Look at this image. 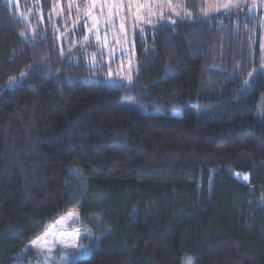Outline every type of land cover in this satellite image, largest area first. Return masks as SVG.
<instances>
[{"label":"trees","instance_id":"1","mask_svg":"<svg viewBox=\"0 0 264 264\" xmlns=\"http://www.w3.org/2000/svg\"><path fill=\"white\" fill-rule=\"evenodd\" d=\"M87 1L0 0V264L71 210L92 236L64 264H264L262 8L181 0L128 82Z\"/></svg>","mask_w":264,"mask_h":264},{"label":"rangeland","instance_id":"2","mask_svg":"<svg viewBox=\"0 0 264 264\" xmlns=\"http://www.w3.org/2000/svg\"><path fill=\"white\" fill-rule=\"evenodd\" d=\"M206 1L204 16L246 6L253 10L261 7L264 17V0ZM186 15L181 0H88L82 9L79 8L76 21L84 23L88 36L94 39L96 50L92 55L96 63L103 61L110 67L109 78L131 82L138 69L134 32L138 30L145 33L161 26L174 25L179 17ZM262 49L264 55V42ZM256 118L264 120L263 107ZM237 177L244 183L250 182L246 174L239 173ZM45 233L50 234L45 236ZM62 233L66 235L61 236ZM73 233L76 234L78 247H65V243L73 241ZM91 236L88 226L81 222L80 212L68 211L49 222L47 228L17 255L15 264H64L73 256L88 251L84 240ZM190 262L193 264L192 260Z\"/></svg>","mask_w":264,"mask_h":264},{"label":"snow or ice","instance_id":"3","mask_svg":"<svg viewBox=\"0 0 264 264\" xmlns=\"http://www.w3.org/2000/svg\"><path fill=\"white\" fill-rule=\"evenodd\" d=\"M50 233H45V236H47V235H49ZM61 236H64V235H66V234H60ZM75 233H73V241L70 243V244H68V243H65V247H73V248H76V247H78V244L76 243V240H75ZM38 239H40V238H38ZM34 244H35V242H33ZM62 243H63V241H62ZM189 264H191V262H189Z\"/></svg>","mask_w":264,"mask_h":264}]
</instances>
